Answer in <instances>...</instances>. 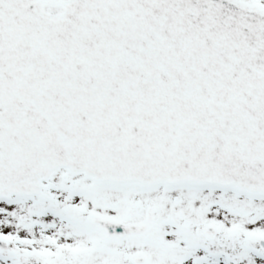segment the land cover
I'll use <instances>...</instances> for the list:
<instances>
[{
    "label": "snow or ice",
    "instance_id": "1",
    "mask_svg": "<svg viewBox=\"0 0 264 264\" xmlns=\"http://www.w3.org/2000/svg\"><path fill=\"white\" fill-rule=\"evenodd\" d=\"M0 264H264V0H0Z\"/></svg>",
    "mask_w": 264,
    "mask_h": 264
}]
</instances>
